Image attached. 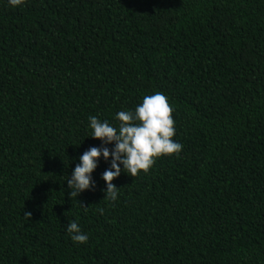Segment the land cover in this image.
Instances as JSON below:
<instances>
[{"label": "trees", "instance_id": "1", "mask_svg": "<svg viewBox=\"0 0 264 264\" xmlns=\"http://www.w3.org/2000/svg\"><path fill=\"white\" fill-rule=\"evenodd\" d=\"M155 92L181 153L71 200L89 117ZM0 264H264V0H0Z\"/></svg>", "mask_w": 264, "mask_h": 264}, {"label": "clouds", "instance_id": "2", "mask_svg": "<svg viewBox=\"0 0 264 264\" xmlns=\"http://www.w3.org/2000/svg\"><path fill=\"white\" fill-rule=\"evenodd\" d=\"M7 3L17 8L25 0H7ZM172 113L168 98L161 92H155L145 95L134 110L117 112V126L90 116L89 137L101 141L102 146L84 152L71 175L66 176L69 198L76 199L95 187L92 174L101 158L105 163L110 162L101 177L105 184V199L115 202L119 193L113 181L119 178L122 170L134 178L142 172L147 173L158 158L179 155L183 145L173 139L176 130ZM109 145L114 147L110 149ZM66 231L75 245H84L89 240L88 234L75 221L68 223Z\"/></svg>", "mask_w": 264, "mask_h": 264}]
</instances>
